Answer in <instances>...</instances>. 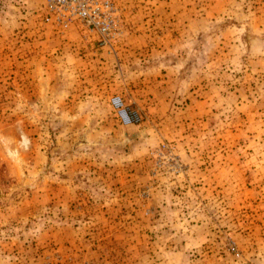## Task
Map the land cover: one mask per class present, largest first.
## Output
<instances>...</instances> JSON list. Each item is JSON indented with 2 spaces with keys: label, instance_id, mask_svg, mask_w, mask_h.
I'll list each match as a JSON object with an SVG mask.
<instances>
[{
  "label": "rangeland",
  "instance_id": "1",
  "mask_svg": "<svg viewBox=\"0 0 264 264\" xmlns=\"http://www.w3.org/2000/svg\"><path fill=\"white\" fill-rule=\"evenodd\" d=\"M112 1L0 0V264H264V0Z\"/></svg>",
  "mask_w": 264,
  "mask_h": 264
},
{
  "label": "built area",
  "instance_id": "2",
  "mask_svg": "<svg viewBox=\"0 0 264 264\" xmlns=\"http://www.w3.org/2000/svg\"><path fill=\"white\" fill-rule=\"evenodd\" d=\"M46 8L45 21L62 28L81 21L99 32L101 45L108 43L118 24L117 9L112 0H46ZM120 116L126 123L137 119L135 113L124 108H120Z\"/></svg>",
  "mask_w": 264,
  "mask_h": 264
}]
</instances>
